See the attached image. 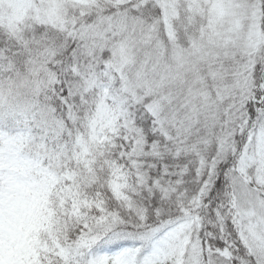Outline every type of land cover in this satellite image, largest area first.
Listing matches in <instances>:
<instances>
[{"label": "snow or ice", "instance_id": "snow-or-ice-1", "mask_svg": "<svg viewBox=\"0 0 264 264\" xmlns=\"http://www.w3.org/2000/svg\"><path fill=\"white\" fill-rule=\"evenodd\" d=\"M0 264H264V0H0Z\"/></svg>", "mask_w": 264, "mask_h": 264}]
</instances>
